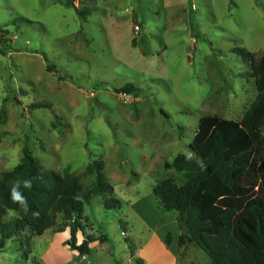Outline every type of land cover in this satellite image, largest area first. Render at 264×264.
<instances>
[{
  "label": "rangeland",
  "instance_id": "1",
  "mask_svg": "<svg viewBox=\"0 0 264 264\" xmlns=\"http://www.w3.org/2000/svg\"><path fill=\"white\" fill-rule=\"evenodd\" d=\"M75 7L88 15L65 0H0V174L27 146L41 170L68 167L86 189L94 178L85 168L102 160L113 192L84 204L81 223L105 241L85 259L65 244L67 229L25 230L17 241L0 237V264H210L199 247L176 246V214L159 208L152 189L167 178L183 184L166 165L188 156L202 116L240 120L255 100L250 67L234 51L264 52V0ZM125 87L130 94L117 92ZM111 197L118 207L106 209Z\"/></svg>",
  "mask_w": 264,
  "mask_h": 264
},
{
  "label": "trees",
  "instance_id": "2",
  "mask_svg": "<svg viewBox=\"0 0 264 264\" xmlns=\"http://www.w3.org/2000/svg\"><path fill=\"white\" fill-rule=\"evenodd\" d=\"M75 1L65 0V4L81 17L88 15L87 10L76 9ZM234 52L250 67L255 100L240 120L202 116L189 144L191 159L177 155L171 165H166L182 173L183 184L164 179L153 187L152 195L159 208L176 214L181 231L176 240L178 248L193 244L208 256L210 264H264V52L258 57L243 49ZM132 90L125 87L117 92L130 94ZM103 169L102 160L85 168L83 174L93 175L94 180L84 189L79 176L68 167L61 172L41 170L24 146L20 162L0 174L1 242L17 241L25 230L41 236L47 230L67 229L68 248L78 256L89 255L91 244L105 238L85 234L88 226L81 223L86 221L83 207L96 196L112 194ZM28 178L33 180L32 188L21 187L30 208L25 214L12 202L10 189L17 179ZM104 207H118V202L111 197ZM8 212L14 215L5 220ZM33 212L39 215L33 216ZM163 241L168 247L171 235L166 234ZM134 264L143 261L135 258Z\"/></svg>",
  "mask_w": 264,
  "mask_h": 264
},
{
  "label": "clouds",
  "instance_id": "3",
  "mask_svg": "<svg viewBox=\"0 0 264 264\" xmlns=\"http://www.w3.org/2000/svg\"><path fill=\"white\" fill-rule=\"evenodd\" d=\"M192 153H188V156L186 158L191 159ZM33 186V180L32 178L24 179L23 181L17 179L13 182L10 189V198L13 203L18 204L20 208L24 211L25 214H27L30 211L28 202L26 197L23 195L21 191V187L24 189H31ZM33 216H38V212H33ZM86 259V256L84 257Z\"/></svg>",
  "mask_w": 264,
  "mask_h": 264
},
{
  "label": "crops",
  "instance_id": "4",
  "mask_svg": "<svg viewBox=\"0 0 264 264\" xmlns=\"http://www.w3.org/2000/svg\"><path fill=\"white\" fill-rule=\"evenodd\" d=\"M161 239L163 240V239H164V236H162ZM176 240H177V237L174 238V242H175V244H176V246H177V241H176ZM165 247H167V246H165ZM168 247H169L168 250H169L170 254H172L174 257H177V254H176V250H177V249L173 250L172 247H171L170 245H169ZM177 258H178V257H177ZM172 264H173V262H172Z\"/></svg>",
  "mask_w": 264,
  "mask_h": 264
},
{
  "label": "built area",
  "instance_id": "5",
  "mask_svg": "<svg viewBox=\"0 0 264 264\" xmlns=\"http://www.w3.org/2000/svg\"><path fill=\"white\" fill-rule=\"evenodd\" d=\"M134 30L136 31V33H138V31L140 30V29H139V26H138V25H135V26H134ZM128 96H129V95H128ZM125 97H127V96L125 95Z\"/></svg>",
  "mask_w": 264,
  "mask_h": 264
}]
</instances>
